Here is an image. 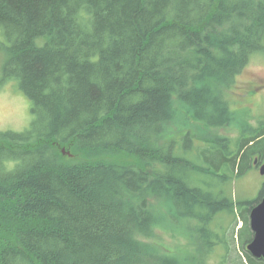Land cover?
Wrapping results in <instances>:
<instances>
[{
	"label": "trees",
	"instance_id": "16d2710c",
	"mask_svg": "<svg viewBox=\"0 0 264 264\" xmlns=\"http://www.w3.org/2000/svg\"><path fill=\"white\" fill-rule=\"evenodd\" d=\"M0 50L34 116L0 131V264H209L224 215L249 227L264 187L226 184L264 152V118L208 134L246 129L230 91L264 52V0H0ZM165 226L184 249L150 242Z\"/></svg>",
	"mask_w": 264,
	"mask_h": 264
},
{
	"label": "rangeland",
	"instance_id": "374dc122",
	"mask_svg": "<svg viewBox=\"0 0 264 264\" xmlns=\"http://www.w3.org/2000/svg\"><path fill=\"white\" fill-rule=\"evenodd\" d=\"M4 61L5 55L0 50V77ZM230 93V97L235 99L234 108H237L236 111L245 114L244 120L241 119L243 116H240L238 120L242 121V125L246 129L243 130L241 126L233 122L229 126L214 129V132L208 134L211 137L215 134L235 138L242 133L251 132L252 129L259 126L260 119L264 118V52L252 56L251 61L238 76L237 84ZM31 108L30 99L19 88L16 80L3 82L0 86V131L22 132L30 128L34 118ZM172 137V133L169 134L168 138ZM63 152L67 153L65 148H63ZM263 187L264 176L256 167H248L242 175L234 177L231 182L226 184V189L234 200L242 202L257 201L261 196ZM153 203L156 204L157 202L153 201ZM157 204L159 216L166 220L167 214L164 213L166 210H162ZM236 216L238 221L233 225L235 216L233 214L224 215L225 221L219 231L226 237L227 246H230V249L225 252L224 245L216 244L209 254L211 256L209 257V264H217L224 255L230 254L229 260L231 262L227 264H250L246 259V251L242 248L239 236L241 235L244 240L248 239L251 226L250 224L249 227L244 226V222L239 218V210ZM167 227L157 230V240L153 238L150 242H157L161 249L169 253L184 249L187 243L186 236L180 232L179 228L174 230ZM183 255L190 256L186 250Z\"/></svg>",
	"mask_w": 264,
	"mask_h": 264
},
{
	"label": "water",
	"instance_id": "95a60500",
	"mask_svg": "<svg viewBox=\"0 0 264 264\" xmlns=\"http://www.w3.org/2000/svg\"><path fill=\"white\" fill-rule=\"evenodd\" d=\"M260 173L264 176V164L260 167ZM250 226L254 235L246 249L253 257L264 259V196L251 209Z\"/></svg>",
	"mask_w": 264,
	"mask_h": 264
},
{
	"label": "flooded vegetation",
	"instance_id": "af4514ba",
	"mask_svg": "<svg viewBox=\"0 0 264 264\" xmlns=\"http://www.w3.org/2000/svg\"><path fill=\"white\" fill-rule=\"evenodd\" d=\"M264 164V152L263 151H257L253 157L251 158V167H256L257 169Z\"/></svg>",
	"mask_w": 264,
	"mask_h": 264
}]
</instances>
